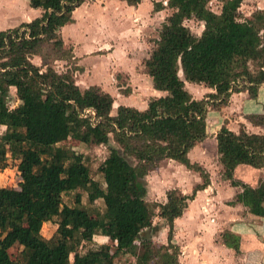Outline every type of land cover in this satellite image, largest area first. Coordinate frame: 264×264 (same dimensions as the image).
Here are the masks:
<instances>
[{"label": "trees", "instance_id": "1", "mask_svg": "<svg viewBox=\"0 0 264 264\" xmlns=\"http://www.w3.org/2000/svg\"><path fill=\"white\" fill-rule=\"evenodd\" d=\"M86 1L29 0L42 15L0 32V127H5L0 169L9 167V159L15 161L20 178L18 187L0 186V264H117L122 256L133 257L134 264H180L175 221L210 184L209 174L190 160L189 152L209 136V106H226L242 91L258 98L264 84V10L242 19L245 0H221L220 13L210 9L212 0H168L172 14L145 61L155 89L166 95L152 98L145 110L121 105L113 114L109 92L77 84L81 67L62 36ZM126 1L130 6L142 2ZM191 19L204 23L200 35L186 26ZM57 61L68 64L65 72L56 69ZM186 81L215 92L198 100ZM12 87L20 99L14 108L9 104ZM247 119L264 129V114ZM216 138L225 179L242 188L231 204L242 203L264 217V180L252 188L234 178L240 164L264 167V133L223 127ZM69 140L109 147L99 167L102 180L92 176L89 158ZM168 159L199 173L203 183L190 195L172 189L165 203H150L147 177ZM70 192H76L74 206L63 202ZM156 216L169 228L167 244L144 233L153 229ZM49 222L57 228L46 238L42 229ZM96 235L115 245L88 246ZM223 240L239 252V236L226 232ZM14 246L15 258L10 254Z\"/></svg>", "mask_w": 264, "mask_h": 264}, {"label": "rangeland", "instance_id": "2", "mask_svg": "<svg viewBox=\"0 0 264 264\" xmlns=\"http://www.w3.org/2000/svg\"><path fill=\"white\" fill-rule=\"evenodd\" d=\"M167 2L168 0H142L140 7L131 8L124 0H87L79 7L73 14L74 22L62 29V36L68 48L77 49L78 53L83 55L86 74L81 76V87L89 84L100 85L114 97L116 108L131 101L137 106H146L158 92L145 61L153 50V41L159 37L163 24L172 14L173 10L168 7ZM209 7L214 12L220 13L222 2L212 0ZM259 10H264V0H245L240 9L241 18L252 19L254 13ZM36 11L31 8L29 0H0V24L16 26L26 21L27 15H38ZM185 24L196 35H200L204 30V23L195 19L186 20ZM33 61L41 65L39 57H35ZM55 67L62 73L67 70L68 64L64 61H57ZM180 74L184 79L182 72ZM187 88L196 99L207 97L206 85L203 83H190ZM10 94L9 104L14 108L20 103L19 91L12 89ZM4 131L5 127H0V136ZM67 144L89 158L88 164L92 176L97 180H102L99 167L109 156V147L107 145L87 146L74 140H69ZM16 164L17 162L9 159V167L4 170L0 169V186L18 187L20 178ZM167 164L169 166L162 168L161 164L147 177V199L150 203H165L170 182L174 184L175 181L184 178V172L175 166L176 163L169 161ZM163 182L169 185H163ZM81 193L83 204L88 205L87 194L82 191ZM75 195L76 192L65 193L63 195L64 204L74 206ZM95 206L99 210L104 209L101 201L95 202ZM156 212H159L158 208ZM153 223V229L144 233L149 234L155 242L166 244L169 228L165 220L156 216ZM56 228L55 222L46 223L42 234L50 238ZM186 237H181L183 243L187 242ZM102 244L112 247L115 245L108 237L96 235L88 246L96 247ZM17 252V246L10 250L13 258L16 257ZM185 252L182 255L181 264H202L201 261L190 262L192 248H186ZM235 256L237 258L234 262H239V255L235 254ZM227 258L230 259L228 255ZM224 260H227L226 257ZM134 263L135 259L130 256L117 258V264Z\"/></svg>", "mask_w": 264, "mask_h": 264}, {"label": "crops", "instance_id": "3", "mask_svg": "<svg viewBox=\"0 0 264 264\" xmlns=\"http://www.w3.org/2000/svg\"><path fill=\"white\" fill-rule=\"evenodd\" d=\"M124 1L131 8L140 7L141 5L130 6L126 0ZM36 10L38 15H27L26 21L22 22H30L40 17L43 11L41 9ZM18 24L16 26L0 24V32L15 28L22 23ZM73 51L77 66L81 67V70L76 72L77 84L82 89L96 85L89 84L81 87L80 79L82 75L86 74V68L82 60L83 55L79 54L77 49ZM189 84L190 82L186 81V87ZM12 89L17 88L12 87ZM156 91L158 93L153 98L166 95V92L157 89ZM214 92L212 88L206 86L205 94L208 95ZM148 104L149 102L146 106H137L131 101L124 106L145 110ZM117 110L118 107L116 108L114 103L113 114H116ZM261 114H264V84L259 89L257 99L251 98L248 91H242L234 93L226 106L221 108L213 105L209 106L207 114L209 136L189 152V158L193 163H198L205 169L209 174L210 184L205 189L197 192L195 199L190 202L183 216L175 221V241L182 251L180 264L182 255L186 253V248H192V254L190 253V262L192 263L201 261L202 264H264V217L250 213L247 206L242 203L231 204L236 201L237 195L242 191V188L234 186L230 180L225 179L223 165L219 159L218 141L216 138V135L223 127H227L235 133H238L243 128L248 133L263 134L264 129L261 126L254 125L247 119L249 115ZM169 161L176 163L175 166L184 172V178L177 180L178 183L177 181L174 184L170 182V185L163 182V185L170 186L168 191L178 189L183 194L190 195L196 185L203 183L199 173L188 170L184 165L174 160L163 161L161 168L169 166L167 164ZM163 163H166V165ZM234 178L247 186L257 188L261 181L264 180V167L255 168L248 164H240L234 171ZM162 184L161 187L163 186ZM226 232L240 237L239 252L224 243L223 233ZM99 236L101 237L102 235ZM182 236H187L186 243L181 240ZM233 252L239 255V262H234L237 257ZM227 255L230 259L227 258ZM225 257L227 260H224Z\"/></svg>", "mask_w": 264, "mask_h": 264}]
</instances>
